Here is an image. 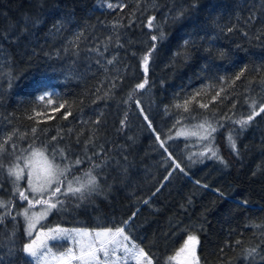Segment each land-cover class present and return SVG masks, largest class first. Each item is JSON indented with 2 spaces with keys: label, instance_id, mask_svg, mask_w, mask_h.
Here are the masks:
<instances>
[{
  "label": "trees",
  "instance_id": "obj_1",
  "mask_svg": "<svg viewBox=\"0 0 264 264\" xmlns=\"http://www.w3.org/2000/svg\"><path fill=\"white\" fill-rule=\"evenodd\" d=\"M108 2L124 7L108 9ZM180 8L186 10L183 17L166 19ZM152 15L156 16L154 23L163 26L164 39L155 42L149 84L129 100L132 88L143 78L140 57L152 44L146 27ZM29 17H42V23L36 28L29 26L24 37L12 41L11 36L19 34ZM69 18L65 30L55 35L50 32L58 19ZM116 22L122 26L113 29ZM81 31L79 49H73L67 42ZM0 33L9 35L8 40L0 36V45L11 58V72L16 77L10 89L7 80L0 78V135L13 129L26 132L28 136L19 142L26 147L35 126L37 146L56 136L52 143L64 148L70 158L83 159L85 141L94 133L87 154L99 153L93 156L97 164L106 161L96 170L103 174L101 194H93L79 207L66 201V210H53L40 228L59 225L98 230L119 226L136 212L130 235L153 264H175L168 258L189 234L199 237L201 264H248L241 255L243 248L259 244L264 249V227L251 226H264V113L255 116L243 131L232 123L249 115L252 99L257 107L264 103V0H0ZM115 33L123 47L116 46ZM108 36L112 42L105 51ZM188 38L197 45L191 49V58L181 62L174 53L182 50L183 40ZM113 56L114 63L107 64ZM70 67L75 69L72 75ZM244 68L245 75L226 88L227 99L221 93V98L211 102L215 91L207 86L221 87L217 77L230 81ZM4 70H9L7 63ZM110 88L109 97L103 98ZM200 89L204 91L197 101L208 104L207 109L199 108L196 101L188 112L172 107ZM44 91L56 92L60 98L52 97L56 103L71 104L72 114L63 119L67 106L59 111H53L56 103L47 109L39 106L37 97ZM136 99L160 139L166 140L164 148L184 168V172L174 171L167 181L164 178L174 165L148 129ZM33 108L43 113L36 118L38 125L27 119ZM125 112L126 127L121 128ZM213 113L232 118L223 121L224 127L214 134L215 146L226 163L207 157L201 158L203 162L193 157V163L187 157L202 151L206 142L176 133L181 129L196 131L194 126L204 118L213 119ZM97 120L99 123H94ZM228 132L236 139L239 156L228 146ZM168 135L173 138L167 139ZM11 160L6 152L4 163ZM88 167L85 161L73 172L80 175ZM0 185V198L9 199L12 186L6 175H0ZM21 186H26V181H21ZM146 199L148 204L143 203ZM22 203L27 202L16 201V207ZM5 223L12 227L10 219ZM17 239L19 243L28 239L22 221ZM237 240L242 243L236 244ZM3 251L0 249V254ZM8 259L3 255L5 264ZM13 264H23V257L18 254ZM255 264H264V260Z\"/></svg>",
  "mask_w": 264,
  "mask_h": 264
},
{
  "label": "snow or ice",
  "instance_id": "obj_2",
  "mask_svg": "<svg viewBox=\"0 0 264 264\" xmlns=\"http://www.w3.org/2000/svg\"><path fill=\"white\" fill-rule=\"evenodd\" d=\"M158 8V5H153ZM195 6V4L193 5ZM108 9H114L124 7L123 4H113L108 2L106 4ZM185 9L180 8L175 10V12L166 17V19H172L173 21L179 20L185 14ZM156 21V16L152 15L147 18L146 27L149 29L148 39L152 42L149 49L140 57V65L143 72L142 81L136 83L129 93L128 99L132 100L135 93L144 90L149 84L147 75L150 70V62L152 58V53L156 50V43L158 40L164 39L163 26L160 23H154ZM68 20L58 19L56 23L51 26L50 32L59 34L65 30ZM42 23V17H37L36 19L26 18L24 21V26L21 28L19 34L11 36V40L15 41L24 37L28 33L29 26L36 28ZM119 22L112 25L113 29L121 27ZM229 32L233 31L232 28L228 29ZM116 35V46L123 47L119 43L120 35ZM247 36V33H244ZM5 40L9 39V35L5 33H0ZM83 36V31L74 33L73 38L67 43L73 49H79V41ZM108 41L104 46V50L107 51L108 44L112 42V36L106 37ZM197 41L191 38L184 39L181 45V51L174 53L175 58H179L181 62H187L191 58V49L195 48ZM68 49L65 48V51ZM97 53H100L99 48L92 49ZM208 49H206L207 51ZM59 55V53H57ZM224 55V53H220ZM11 58L4 54V49L0 45V78L7 80L9 89L16 77L11 72ZM116 60V56L112 59L107 60V64H113ZM8 64L9 70H4V65ZM99 63V61H97ZM107 71V69H105ZM247 71L246 68L241 69V71L235 75L234 79L226 81L224 77H217L221 82V87H216L215 85H209L207 87L212 88L215 91L210 99L211 102H215L217 99L221 98V93H225L223 99H227L226 88L228 86L234 85L236 81L240 80L241 77L245 75ZM75 72L74 68H69L68 73L72 75ZM264 83V81H261ZM112 87H115V82H112ZM99 91V89H97ZM204 91L203 89L197 90L190 95L183 98L182 103L174 104L172 107L175 109H183L184 112L189 111V105L196 101L199 108L207 109L209 107L206 103H200L197 101ZM111 92V88L105 91L103 98L107 99ZM3 90L0 89V99H2ZM53 96H59L54 91H44L37 97V104L47 109L48 105L56 103L52 99ZM127 102V101H125ZM139 113L142 115L143 120L146 122L148 129L155 135L156 141L159 142L161 148H164L166 140L160 139V134L152 126V121L149 119L148 115L144 113V108L140 104V100H134ZM67 106V111L63 114V119H67L68 116L72 114V106L67 101L61 100V102L56 103V107L53 111H59L60 109H65ZM235 105H233L234 107ZM250 113L246 118H241L232 121L233 124L238 125L241 131L245 130L250 124L255 116L264 113V103H260L257 107V101L252 99L250 101ZM168 109L165 108L167 113ZM43 113L37 111L35 108L32 110V114L27 116V119L36 120V124L40 123L37 117H40ZM51 118V117H49ZM232 120L230 116L224 114L223 116L216 117L213 113V119L204 118L200 123L194 127L196 131H185L181 129L176 133L177 136L183 135L187 136H198L199 140L204 143L203 150L192 153L187 157L188 160L193 163L197 159L203 162L201 158L207 157L209 159H217L221 163H226L223 157L219 155V149L215 146V133L218 128H223V121ZM127 112L124 114V118L121 120V128L126 127ZM94 123H99L95 121ZM177 123H180L177 120ZM202 130V134H201ZM37 127L31 128V142L27 144L26 147H21L19 145L20 141H23L28 133L21 132L19 129H13L11 133L7 135H0V175H6L9 178V182L12 186V191L10 198L4 200L0 198V249L4 250L0 254V264H5L3 260V255H7V264H13L14 260L17 258L18 254L23 257V264H153L151 257L148 253L131 238V223L134 219L136 212L132 213V216L127 220L120 222L119 226L115 227H103L98 230H88L86 228H63L59 225L55 227L47 228L44 230L43 226L37 231V224L40 221L46 219V217L53 211H65L66 201H74L75 206L79 207L82 202L88 200L93 194H101L102 185L101 179L103 178L102 172H97V169H102L106 161L97 164L93 159V156H98L99 153L94 152L92 156L87 154V145L93 143L94 133L90 134L88 140L85 141V153L84 158L76 157L72 159L69 157L68 152L60 147L59 145L52 143L56 141L57 137H51L49 142H41L39 146L36 144L37 137ZM71 131V130H70ZM15 137V140H14ZM171 135L167 136V139H172ZM226 140L230 150L233 154L239 156V150L237 148L236 139L233 137L232 132H228ZM79 142V140H78ZM167 153V160H171L174 165L172 169L165 176V181L171 177L172 173L177 169L180 172H184V168L181 167L180 163H177L172 157V154L168 152L167 148H164ZM8 153L12 157L9 164L4 163V154ZM127 157H125V160ZM87 161L89 167L86 170H82L80 175H76L73 169L80 166L82 163ZM127 172V169H124ZM71 177V178H70ZM21 181H26V186H21ZM196 183H199L197 181ZM2 186V185H0ZM163 187L161 184L156 188V192L160 191ZM207 187V185H203ZM217 193L223 196V193L219 189H216ZM156 193L154 192L153 195ZM151 199V198H149ZM149 199L143 201L144 204L149 203ZM16 201L27 202L26 204H21V207H16ZM243 204H247V201H243ZM39 206V210H37ZM138 211V209H137ZM19 218V219H17ZM12 221V227L8 228L5 221ZM24 225V235L28 238L25 242L19 243L17 239V232L19 230L20 222ZM252 227H264L262 225H251ZM125 229L128 231L126 232ZM37 234L33 236V233ZM6 233V237L4 235ZM71 240L73 246L68 247L66 250H59L57 252L53 251L54 247L63 248L62 241ZM49 241L53 243L50 245ZM19 243V246H17ZM236 244H241L242 241L237 240ZM199 245V237L196 235L189 234L183 246L171 257H169L170 262H175V264H180L182 255L187 254L183 260V264H199V258L195 254V248ZM223 251V249H221ZM242 257L248 261V264H255L257 260H264V249L261 248L259 244L245 247L241 252ZM190 257V258H189Z\"/></svg>",
  "mask_w": 264,
  "mask_h": 264
},
{
  "label": "rangeland",
  "instance_id": "obj_3",
  "mask_svg": "<svg viewBox=\"0 0 264 264\" xmlns=\"http://www.w3.org/2000/svg\"><path fill=\"white\" fill-rule=\"evenodd\" d=\"M37 210H39V206H37ZM51 213H52V212H51ZM51 213L46 217V219L51 215ZM46 219L40 221V223L37 224V226H36L37 231L40 229L39 226H40V225H41ZM63 228H64V227H63ZM68 229H72V228H68ZM88 230H89V229H88ZM45 231H47V230H45ZM36 234H37V233L34 232V233H33V236H35ZM52 243H53L52 241H49V244H50V245H51ZM61 243H62V245H63V248L60 249V248L54 247V248H53V251H54V252H57V251H59V250H66L68 247L73 246V242H72L71 240H65V241H62ZM195 254H196V256L199 258V256H198V246L195 248ZM186 255H187V254L182 255L181 260H180V264H183V260H184V258H185ZM189 258H190V257H189ZM130 264H134V262H131V261H130ZM199 264H201L200 261H199Z\"/></svg>",
  "mask_w": 264,
  "mask_h": 264
}]
</instances>
